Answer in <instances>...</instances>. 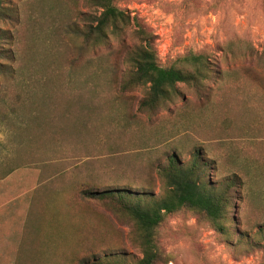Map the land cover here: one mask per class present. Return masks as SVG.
Segmentation results:
<instances>
[{
  "label": "rangeland",
  "instance_id": "1",
  "mask_svg": "<svg viewBox=\"0 0 264 264\" xmlns=\"http://www.w3.org/2000/svg\"><path fill=\"white\" fill-rule=\"evenodd\" d=\"M115 5L152 36L162 66L202 54L210 78L201 97L178 85L180 99L166 111L142 113L146 90L120 88L126 51L141 44L133 24L85 43L74 31L99 14L85 0H4L0 264H97L112 256L134 264L142 253L131 221L104 201L83 199L82 183L159 197L156 166L169 153L186 163L197 151L212 187L235 182L230 229L220 235L190 211L171 215L157 231L158 264H264V252L247 247L264 226V0ZM71 233L79 252L92 249L83 263L55 261L75 258L56 245Z\"/></svg>",
  "mask_w": 264,
  "mask_h": 264
},
{
  "label": "trees",
  "instance_id": "2",
  "mask_svg": "<svg viewBox=\"0 0 264 264\" xmlns=\"http://www.w3.org/2000/svg\"><path fill=\"white\" fill-rule=\"evenodd\" d=\"M85 1L99 11L97 16L89 17V25L74 31L85 43L92 40L95 44H100L106 39L107 31L117 36L121 27L126 28L131 24L135 27L134 34L141 44L126 51V77L120 88L123 92L134 89L146 90L144 98L138 105L140 112L153 115L166 111L169 105L180 99L178 85L191 88L201 97L200 92L203 91L204 83L209 80L211 72L204 55L189 53L177 63L162 66L152 36L138 23L136 17H131L126 11L119 9L115 5V0ZM3 4L4 0H0V19L10 17ZM82 17L86 18V16ZM0 58H2L1 51ZM1 69L0 66V76L3 75ZM208 168L209 165L201 157V151L195 152L186 163L181 162L178 155L172 152L165 156V163L156 166L162 183L159 197L151 194L137 196L119 189L99 191L89 188L86 183H82L79 194L83 199L106 202L116 213L131 221L132 240L142 253V257L134 264H158L161 255L157 246V231L165 218L171 215L190 211L203 218L218 234L228 233L232 221L228 219L227 214L232 198L230 191L235 182H224L222 188L215 189L207 179ZM257 233L256 245L247 247H256L264 252V226L259 228ZM66 234V239H60L56 245L60 244L59 250L63 253H68L71 249L75 250L76 256L71 260L55 261L85 262L87 256L92 254V249H88L85 253L79 252L77 237L72 233L69 236ZM92 256L93 259L96 255ZM111 258H113L112 262L101 260L97 264H126L123 259L114 256Z\"/></svg>",
  "mask_w": 264,
  "mask_h": 264
}]
</instances>
